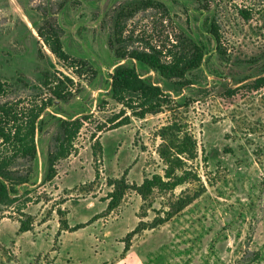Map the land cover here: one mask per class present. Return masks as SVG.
Segmentation results:
<instances>
[{"label": "rangeland", "instance_id": "374dc122", "mask_svg": "<svg viewBox=\"0 0 264 264\" xmlns=\"http://www.w3.org/2000/svg\"><path fill=\"white\" fill-rule=\"evenodd\" d=\"M137 0H0V79L7 84L1 102L27 105L46 96L37 86L46 69L67 74L73 95L41 114L38 157L18 159L32 167L27 200L0 211V264H264V85L249 81L264 69V0H151L132 15ZM248 10L249 18L239 14ZM55 21L64 50L86 61L81 75L45 46L36 27ZM218 29L221 51L209 31ZM115 24L122 26V48L150 50L178 42L200 45V66L189 72L193 84L180 100L144 118L109 129L121 108L109 95L110 72L119 62L114 52ZM143 76L164 83L140 63ZM263 73V72H262ZM261 73V74H262ZM246 78V79H245ZM232 86L231 95L225 93ZM91 114L74 138V150L57 165V175L40 184L46 153L59 117ZM129 113V112H128ZM173 119L193 134L196 157L188 168L199 176L172 192L154 191L147 199L132 189L105 211L109 178L125 174L140 183L163 173L157 149L158 130ZM105 124L100 132L96 126ZM97 132L102 146L93 153ZM199 196L169 220L134 234L123 251L126 234L139 220L150 223L179 194ZM57 208L70 226L62 229ZM21 213L32 216L30 230H18ZM98 216L89 221L92 216Z\"/></svg>", "mask_w": 264, "mask_h": 264}, {"label": "trees", "instance_id": "16d2710c", "mask_svg": "<svg viewBox=\"0 0 264 264\" xmlns=\"http://www.w3.org/2000/svg\"><path fill=\"white\" fill-rule=\"evenodd\" d=\"M154 3L151 0H137L129 5L132 15L139 7H149ZM239 14L249 18L248 10L239 9ZM122 26L115 24L114 39L111 44L114 46L115 55L119 60H131V65L125 62L117 63L110 73L109 95L110 98L121 105L118 112L107 118L110 124L109 129L117 128L129 122L132 116L144 118L147 114H156L174 100H180L182 89L193 84L188 74L200 66L203 58V50L195 42L191 46L177 43L174 47L179 51L161 46H153L150 50L122 48ZM209 31L217 42L216 49L221 51L218 29L213 23L209 25ZM39 37L50 52L56 56L64 65L71 68L75 74L81 75L79 67H85L86 61L71 58L64 50L61 40V29L55 21H44L36 27ZM136 63L147 66L150 71L155 72L164 83L157 81L150 76H143L136 67ZM258 73L255 79L249 81V86L258 89L264 85V75ZM46 69L39 77L37 86L46 96H38L30 100L27 105L20 106V100L15 102L0 103V211L2 207L12 206L16 202L27 200L24 196L29 190L19 191V186L31 183L32 167L24 169L16 166L18 159L32 161L38 157L37 132L40 129L42 120L41 114L51 105L58 101H68L73 95V80L67 74ZM246 79V78H245ZM7 84L0 79V96L6 92ZM234 92L232 86L225 87V93L231 95ZM129 112V113H128ZM91 114L82 113L74 117H59L58 125L52 136L51 143L46 153V167L40 184L50 182L57 175V165L67 158L74 150V138L89 119ZM105 124L96 126L100 132ZM97 132L92 133L94 138L93 153L101 151L102 146L98 140ZM158 134L161 143L158 146L157 154L163 163V173H153L144 177L138 184L131 183L123 174L118 178H109L108 184L111 190L108 192V199L105 211L109 212L115 208L125 193L132 189L142 200H147L156 190L161 193L172 192L175 188L190 182L199 181L200 178L188 168L189 160L196 157L197 141L192 133L187 131L183 125L173 119L160 127ZM199 196L198 192L179 194L169 200L163 208L161 215L156 216L150 223L139 220L137 225L129 231L124 239L123 251L128 250L132 236L146 228L157 226L182 211ZM59 215V224L62 229H75L79 224L70 226L65 211L56 209ZM25 218L20 220L18 230L20 232L30 230L32 216L21 213ZM92 216L89 221L96 219Z\"/></svg>", "mask_w": 264, "mask_h": 264}, {"label": "water", "instance_id": "95a60500", "mask_svg": "<svg viewBox=\"0 0 264 264\" xmlns=\"http://www.w3.org/2000/svg\"><path fill=\"white\" fill-rule=\"evenodd\" d=\"M260 75H264V72H263L262 74H260ZM256 77H258V76H255V77H252V78H249V79L253 80V79H255ZM54 104H55V103H54Z\"/></svg>", "mask_w": 264, "mask_h": 264}, {"label": "flooded vegetation", "instance_id": "af4514ba", "mask_svg": "<svg viewBox=\"0 0 264 264\" xmlns=\"http://www.w3.org/2000/svg\"><path fill=\"white\" fill-rule=\"evenodd\" d=\"M110 45H112V44H111V41H110ZM113 68H114V67H113ZM112 70H113V69H112ZM111 72H112V71H111ZM111 72H110V73H111ZM109 82H110V80H109Z\"/></svg>", "mask_w": 264, "mask_h": 264}]
</instances>
